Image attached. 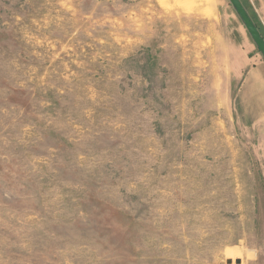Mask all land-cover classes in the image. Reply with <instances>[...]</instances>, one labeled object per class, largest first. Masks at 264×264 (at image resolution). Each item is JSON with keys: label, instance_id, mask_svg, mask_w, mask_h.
I'll list each match as a JSON object with an SVG mask.
<instances>
[{"label": "rangeland", "instance_id": "374dc122", "mask_svg": "<svg viewBox=\"0 0 264 264\" xmlns=\"http://www.w3.org/2000/svg\"><path fill=\"white\" fill-rule=\"evenodd\" d=\"M246 38L231 0H0V264H264Z\"/></svg>", "mask_w": 264, "mask_h": 264}, {"label": "crops", "instance_id": "0c3cea01", "mask_svg": "<svg viewBox=\"0 0 264 264\" xmlns=\"http://www.w3.org/2000/svg\"><path fill=\"white\" fill-rule=\"evenodd\" d=\"M257 17L264 35V0H244ZM246 66L237 65L234 80L240 81L235 95V123L239 130L249 133L251 145L256 146L259 160L264 161V56L246 38ZM248 135V134H247Z\"/></svg>", "mask_w": 264, "mask_h": 264}, {"label": "water", "instance_id": "95a60500", "mask_svg": "<svg viewBox=\"0 0 264 264\" xmlns=\"http://www.w3.org/2000/svg\"><path fill=\"white\" fill-rule=\"evenodd\" d=\"M231 1L236 6L239 14L241 15L244 23L246 24L249 33L251 34L260 52L264 56V39L262 38L260 32L258 31V28L254 25L252 20L246 15V11L244 10V7L240 4V0H231Z\"/></svg>", "mask_w": 264, "mask_h": 264}, {"label": "trees", "instance_id": "16d2710c", "mask_svg": "<svg viewBox=\"0 0 264 264\" xmlns=\"http://www.w3.org/2000/svg\"><path fill=\"white\" fill-rule=\"evenodd\" d=\"M259 49V48H258ZM260 51V50H259Z\"/></svg>", "mask_w": 264, "mask_h": 264}]
</instances>
